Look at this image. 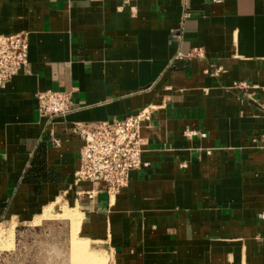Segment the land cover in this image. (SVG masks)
I'll return each instance as SVG.
<instances>
[{
  "label": "crops",
  "instance_id": "1",
  "mask_svg": "<svg viewBox=\"0 0 264 264\" xmlns=\"http://www.w3.org/2000/svg\"><path fill=\"white\" fill-rule=\"evenodd\" d=\"M19 33L28 63L0 89V226L62 205L109 264H264V0H0V35ZM42 90L71 92L70 112L41 117ZM145 106L128 184L76 181L74 127Z\"/></svg>",
  "mask_w": 264,
  "mask_h": 264
},
{
  "label": "built area",
  "instance_id": "2",
  "mask_svg": "<svg viewBox=\"0 0 264 264\" xmlns=\"http://www.w3.org/2000/svg\"><path fill=\"white\" fill-rule=\"evenodd\" d=\"M130 1L125 0L126 3ZM27 63V36L21 33L0 35V89ZM35 99L38 114L46 119L66 115L73 107L71 92L42 90L35 93ZM153 111V106H145L122 119L102 121L92 126L77 124L74 131L80 134L83 143L79 166L74 172L75 180L102 182L109 195L125 187L130 171L144 165L141 153L145 138L141 127L151 120ZM53 141L58 144L57 139ZM87 195L92 198L94 193L89 191ZM259 216L264 219V211Z\"/></svg>",
  "mask_w": 264,
  "mask_h": 264
},
{
  "label": "rangeland",
  "instance_id": "3",
  "mask_svg": "<svg viewBox=\"0 0 264 264\" xmlns=\"http://www.w3.org/2000/svg\"><path fill=\"white\" fill-rule=\"evenodd\" d=\"M47 208L29 223L0 226V264H84L78 245L98 257L96 264H109L105 250L78 236V212L62 205Z\"/></svg>",
  "mask_w": 264,
  "mask_h": 264
},
{
  "label": "bare ground",
  "instance_id": "4",
  "mask_svg": "<svg viewBox=\"0 0 264 264\" xmlns=\"http://www.w3.org/2000/svg\"><path fill=\"white\" fill-rule=\"evenodd\" d=\"M76 248L77 249V254H78V258L81 260H83L84 264H96L99 263V260L96 258V256L91 255L90 253H88L87 249L82 246V245H78Z\"/></svg>",
  "mask_w": 264,
  "mask_h": 264
}]
</instances>
